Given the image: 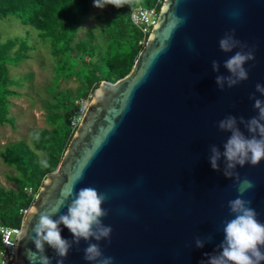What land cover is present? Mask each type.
<instances>
[{"label": "water", "instance_id": "water-1", "mask_svg": "<svg viewBox=\"0 0 264 264\" xmlns=\"http://www.w3.org/2000/svg\"><path fill=\"white\" fill-rule=\"evenodd\" d=\"M174 17L183 23L169 34ZM233 29L255 59L244 65L246 81L221 91L215 77L229 74L223 62L240 49L224 53L218 42ZM213 60L220 62L218 73ZM257 83L264 84V0H164L130 72L100 82L57 168L35 194L21 223L15 264H43L45 256L56 264L51 247L40 251L32 243L35 212L62 199L81 165L83 178L74 192L94 187L110 194L102 205L108 209L103 223L112 228L110 243H99L114 264H200L205 253L219 251L222 221L232 218L228 201L238 192L234 180L223 175V158L220 171L211 168L209 147L224 150L230 133L217 124L225 116L257 115L249 99ZM236 171L253 182L243 198L264 223V160ZM69 202L53 219L67 213ZM59 227L61 237L71 240L70 231ZM209 234L212 242L196 248L195 238ZM86 247L83 240L73 245L64 264H89L83 259Z\"/></svg>", "mask_w": 264, "mask_h": 264}, {"label": "trees", "instance_id": "trees-1", "mask_svg": "<svg viewBox=\"0 0 264 264\" xmlns=\"http://www.w3.org/2000/svg\"><path fill=\"white\" fill-rule=\"evenodd\" d=\"M163 1L124 0L120 8L108 5L110 14L98 16L105 42L101 46L92 29L78 36L90 0H0V20L10 18L25 27L21 34L7 37L0 30V124L14 123L9 97L18 92L9 66L31 57L39 40L47 44L55 60L54 70L62 79L79 82L75 94L52 93L46 103L49 127L33 131L30 142L20 139L0 150L2 161L14 171L8 178L16 185L6 188L0 182V224L21 225L24 215L20 209L32 205L74 134L77 125L72 124V116L79 100L90 98L101 81L114 82L130 72L148 36L132 22L131 11L137 6H155L159 12Z\"/></svg>", "mask_w": 264, "mask_h": 264}, {"label": "clouds", "instance_id": "clouds-1", "mask_svg": "<svg viewBox=\"0 0 264 264\" xmlns=\"http://www.w3.org/2000/svg\"><path fill=\"white\" fill-rule=\"evenodd\" d=\"M123 2L124 0H94L93 6L99 9H103L106 5L120 8ZM231 15L233 18L238 17V13L235 12ZM181 23L183 20L174 17L168 25L169 34ZM218 43L219 49L224 53H232L234 49H240L223 62V67L229 74L215 77L217 87L223 91L225 86L232 88L249 78V70L244 65L253 61L255 55L253 49H249L247 44L235 38V29L226 32ZM189 49L194 50L191 43ZM211 67L213 72L218 73L220 62L213 60ZM255 93L264 96V84L257 83L255 92L249 96V99L254 101L253 108L257 115L249 119L243 116L237 118L231 114L225 116L217 124L221 132L230 133L223 144L224 150L221 151L214 144L209 147L208 159L211 168L220 171L219 161L223 158V175L234 180L238 195L228 201L229 215L232 218L222 221L223 239L217 245L219 251L205 253L207 259L201 260L200 264H264V223L257 219L258 213L251 207V200L243 198L254 184L247 178L241 179L236 171L237 166L241 168L246 164L257 166L264 160V100L257 98ZM240 125L243 126L244 131L241 130ZM42 163L46 166V162ZM83 172L84 166L81 165L75 174V179L62 192V199L50 205L44 212L38 210L35 212L38 221L31 229L35 233L31 238L32 243L36 250L40 251H43L47 244L57 256L56 264H64L73 245L78 247L83 240L87 243L83 256L85 261L89 264H114V258L104 256L99 243L103 240L110 243L112 228L103 223V218L108 215V209L102 207L110 199V194L99 192L94 187H83L74 192L75 184L83 178ZM69 199L67 213L59 215L58 219H53ZM61 224L72 234L71 240L61 237L59 227ZM92 240L97 243H92ZM212 240L211 234L203 239L197 236L194 244L199 249ZM28 252L31 253V250L29 249ZM43 264H50L47 256L44 257Z\"/></svg>", "mask_w": 264, "mask_h": 264}, {"label": "rangeland", "instance_id": "rangeland-1", "mask_svg": "<svg viewBox=\"0 0 264 264\" xmlns=\"http://www.w3.org/2000/svg\"><path fill=\"white\" fill-rule=\"evenodd\" d=\"M93 5L94 0H90V9L82 20L78 36H82L87 29H92L99 44L104 46V34L98 16L103 18L109 15L110 7L106 5L103 9H99ZM24 29V26L10 18L0 20V30L4 37L18 34ZM29 39L32 41L31 38ZM36 46V49L30 53L31 57L17 65L9 66L10 75L15 83L13 87L18 94L9 97V115L14 118L13 125L0 124V150L5 144L20 139L30 142L33 131L49 127L46 121L48 113L46 103L51 99L52 93L58 91L66 94L68 91L69 94H75L79 87L77 80L62 79V76L54 70L55 60L47 44L39 40V45ZM92 96L79 100V107L73 114L72 121L79 122ZM9 173H14L13 169L7 166L0 157V182L6 188H15L16 185L8 178Z\"/></svg>", "mask_w": 264, "mask_h": 264}, {"label": "built area", "instance_id": "built-area-1", "mask_svg": "<svg viewBox=\"0 0 264 264\" xmlns=\"http://www.w3.org/2000/svg\"><path fill=\"white\" fill-rule=\"evenodd\" d=\"M158 11L155 6L151 7H135L130 14L131 20L138 25L145 35H148L152 26L157 19ZM78 121H72L76 125ZM31 191V188H28ZM25 215L28 209H20ZM21 233V225L11 226L0 224V264H15L16 247L19 235Z\"/></svg>", "mask_w": 264, "mask_h": 264}]
</instances>
